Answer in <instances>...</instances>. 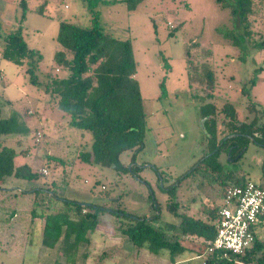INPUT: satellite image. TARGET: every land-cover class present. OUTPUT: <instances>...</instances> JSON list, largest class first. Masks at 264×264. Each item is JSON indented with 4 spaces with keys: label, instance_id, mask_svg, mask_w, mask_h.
<instances>
[{
    "label": "rangeland",
    "instance_id": "1",
    "mask_svg": "<svg viewBox=\"0 0 264 264\" xmlns=\"http://www.w3.org/2000/svg\"><path fill=\"white\" fill-rule=\"evenodd\" d=\"M20 1L0 0V48L2 36L21 26L27 46L37 50L41 59L34 70L36 82L33 83L26 72V63L17 65L1 58L0 54V104H4L6 116L17 120L16 131L3 135L0 140L18 152L16 164L28 163L39 173L45 167L48 174H41L31 181L6 177L4 189L11 188L8 191L12 192L33 187L53 189L60 199L148 217L155 212L151 205L153 196H150L154 191L161 204V217L156 224L178 222L180 216L165 209L170 198L157 187L155 168L166 177V185L170 179L196 167L208 146L203 121L206 119L202 117L204 104L214 103L217 108L220 137L241 121L250 122L254 116L258 123H264V50L248 43L235 46L226 37V31L238 33L237 19L231 16L228 7L223 6L234 1L142 0L135 9L129 10L122 0H25L27 7L22 21ZM40 5L43 12L36 10ZM94 13L104 32L132 44L136 61L134 77L146 115L144 149L136 163L144 162L142 167L154 165L143 167L140 177L84 162L81 153L92 143L91 132L71 126L69 117L54 104L57 89L61 87L60 80L69 75L67 65L58 64L54 54L63 51L67 60L72 58L71 51L56 40L59 21L90 26ZM192 42H198L200 46L199 51L191 48L197 56L194 59L198 58L213 69L212 88L189 84L185 51ZM208 52L209 56L205 55ZM7 101L10 103L6 104ZM227 102L235 105V121L220 111ZM38 132L41 133L39 137ZM236 142L242 146L246 140L241 138ZM244 147H247L246 151L234 164L237 165L236 173L264 186V147L252 139ZM228 159V154L222 151L220 161L226 169L232 168ZM222 189L223 186L213 181L201 167L179 184L175 198L177 213L206 221L211 209L224 205ZM14 199L26 209L35 201L32 192L25 197L17 194ZM41 199L45 203H38L37 209L58 211L64 208L58 198H51L46 191L38 195L37 200ZM70 215L76 217L74 209L70 210ZM0 216L6 217L5 214ZM29 219V214L21 218L22 224L13 229L16 235L12 238L8 226H0V264H52V260L45 258L49 254L51 259L59 258L66 264L76 257V249L66 251L60 246L48 254L41 251V229L39 225L35 228ZM36 221L41 227L42 219ZM122 221L107 212L99 217L97 230L89 233L91 242L99 247L90 257V264H203L206 249L198 240L185 241L186 247L194 249L183 250L175 256L176 262H172L168 249L152 253L145 248L131 247L130 240L118 229ZM258 232L264 240V226ZM106 242L123 247L110 252L102 261L99 254ZM197 248L205 254L197 255ZM88 253H92L90 246Z\"/></svg>",
    "mask_w": 264,
    "mask_h": 264
},
{
    "label": "trees",
    "instance_id": "2",
    "mask_svg": "<svg viewBox=\"0 0 264 264\" xmlns=\"http://www.w3.org/2000/svg\"><path fill=\"white\" fill-rule=\"evenodd\" d=\"M92 2L91 0H89ZM129 10L136 8L142 0H122ZM233 4L225 3L231 16L237 19V32L226 31L225 35L235 46L248 43L252 47L264 50V0H232ZM23 20L26 10L25 0H21ZM43 12L42 5L36 8ZM94 13L92 24L82 26L77 23L60 20L56 40L63 47L71 51L72 58L67 60L63 51H57L54 59L58 64L65 63L69 68V75L60 80L61 87L57 89L54 104L69 117V124L73 127L88 130L92 134V143L89 149L81 153L84 162L97 164L101 167L112 168L116 172L129 173L140 177L142 166L136 164L139 153L144 149L145 143V111L143 98L134 75L136 73V61L129 40H123L112 33L104 32L97 22ZM240 31V32H239ZM1 37V36H0ZM0 48L1 58L14 62L17 65L27 64L26 72L31 75L35 83L33 73L41 59L37 50L27 46L22 35L21 26L5 34ZM191 48L199 51V43L192 42L186 47L185 58L188 63L189 84L194 86L213 87V69L205 62L199 61ZM202 50V49H200ZM196 53H198L196 51ZM210 54L209 52L205 55ZM209 56V55H208ZM197 57V56H196ZM206 57V56H205ZM163 88V82H161ZM208 96H211L209 93ZM10 103L7 101L6 104ZM231 121L236 120L237 110L233 103H224L220 109ZM217 108L214 103L204 104L202 117H205L206 140L208 143L205 154L200 158L196 168H192L184 177L197 172L201 167L211 175L213 181L221 186L239 184L246 178L236 173L237 159L231 161L232 168L226 169L220 161L222 151L227 153L232 144H238L237 140L245 138L242 146H247L250 139L253 142L264 145V123H258L256 116L250 122L241 121L232 131L224 136H219ZM17 120L13 116H6L4 104H0V139L16 131ZM235 135L228 137L229 134ZM250 136V137H249ZM241 143V142H240ZM241 146L234 147L230 158H234ZM18 152L11 146L1 143L0 140V226L7 225L9 233H13L15 223L29 214L31 223L42 219V244L54 247L58 242L66 251L74 250L81 242L88 240L87 233L93 231L103 213L115 214L123 219L119 225L120 231L128 237L134 248H145L149 252L159 253L164 249L170 251V260L176 262L175 256L187 249L184 242L198 240L205 245V249L212 242L215 235V218L217 209L209 211L208 219L197 218L188 214L177 213L178 203L175 201L176 190L182 182L177 178L178 184L163 187L166 177L158 171L163 178L160 190L166 192L171 199L165 203V209L180 216L178 222H166L157 225L156 221L161 217V204L156 199L154 191L151 195L152 207L155 212L151 216H143L137 213L126 212L121 209H110L99 205L80 204L75 201L59 198L53 189L33 187L29 190L18 192L4 189L6 177L20 178L27 181L37 180L42 172H37L28 163H15ZM128 158V159H127ZM126 159V160H125ZM144 162H141V165ZM129 164L131 167L129 168ZM149 184L146 179L143 180ZM51 184H54L52 182ZM47 192L51 198H58L64 205L63 210L51 211L37 209L38 203H45L43 199L37 200L41 192ZM32 192L35 201L30 203L28 209L18 205L14 197L19 194L25 197ZM37 200V201H36ZM74 209L76 217L70 215ZM158 211V213H157ZM259 230V229H258ZM194 248L189 247L187 250ZM197 255L205 254L199 248ZM206 252V251H205ZM203 264H264V240L256 233L253 246L242 255L224 257L220 252L205 254Z\"/></svg>",
    "mask_w": 264,
    "mask_h": 264
},
{
    "label": "built area",
    "instance_id": "3",
    "mask_svg": "<svg viewBox=\"0 0 264 264\" xmlns=\"http://www.w3.org/2000/svg\"><path fill=\"white\" fill-rule=\"evenodd\" d=\"M41 172L48 174L45 167ZM221 195L224 205L217 209L215 235L206 254L242 255L253 246L258 229L264 226V186L245 179L239 184L224 186Z\"/></svg>",
    "mask_w": 264,
    "mask_h": 264
},
{
    "label": "crops",
    "instance_id": "4",
    "mask_svg": "<svg viewBox=\"0 0 264 264\" xmlns=\"http://www.w3.org/2000/svg\"><path fill=\"white\" fill-rule=\"evenodd\" d=\"M64 114V113H63ZM77 216V215H76ZM77 218V217H76ZM22 224V220H20V222H17V223H15V230L18 228V226L19 225H21ZM35 225H36V227L35 228H37L38 227V225H39V228L41 229L40 230V235H39V243L41 244L40 245V247H41V251H43V252H46L47 254H48V252H50L51 250H53V249H55V248H57V246H60V243L58 242L54 247H47V246H45L44 244H42V240H41V238H42V225H43V223H42V225H41V227H40V223L39 222H35L34 223ZM107 229V228H106ZM105 229V230H106ZM119 229V228H118ZM94 230H97L96 229V227H95V229ZM108 230V229H107ZM120 230V229H119ZM90 232H92V231H89L88 233H87V238H88V240H86V241H84V242H81L79 245H78V247L76 248V251H75V255H76V257L72 260V261H69V262H65L66 264H90L89 263V260H90V257H93V255L95 254V251L97 250V248H99L97 245H95L94 243H92L91 242V239L89 238V233ZM121 232V231H120ZM122 233V232H121ZM12 234H13V236H12ZM123 234V233H122ZM15 233H11L10 234V237L12 238V237H15ZM124 235V234H123ZM18 236H19V234H18ZM124 236H126V235H124ZM127 237V236H126ZM128 238V237H127ZM131 242V241H130ZM89 246H90V248H92V253H88V248H89ZM104 247H102L103 249H102V251H100V258H101V260L103 261V259H104V257H107L108 255H109V253L110 252H113L114 250H116V251H118V250H120L122 247H123V245H122V247H121V245L120 244H118V243H114V242H110V243H108V242H106V243H104V245H103ZM106 247V248H105ZM109 247V248H108ZM131 247H134L133 246V244H132V242H131ZM119 248V249H118ZM109 249V250H108ZM108 250V251H107ZM81 251H83V252H81ZM111 254V253H110ZM51 254H49V255H47L45 258H46V260L47 261H50V260H52V264H64L63 263V261H61L59 258H53V259H51V256H50ZM100 260V261H101ZM205 260V259H204ZM204 260H203V263H204Z\"/></svg>",
    "mask_w": 264,
    "mask_h": 264
},
{
    "label": "flooded vegetation",
    "instance_id": "5",
    "mask_svg": "<svg viewBox=\"0 0 264 264\" xmlns=\"http://www.w3.org/2000/svg\"><path fill=\"white\" fill-rule=\"evenodd\" d=\"M229 135H235L234 133H232V134H229ZM258 144V143H257ZM258 145H260V144H258ZM236 146H238V144H232L231 146H230V148L228 149V151H227V154H228V156H229V159L231 160V161H233L234 159H237V162L240 160V158L242 157V155H243V153H244V151H246V149H247V147H244V146H241V148H240V150L238 151V152H236V154L234 155V158H230V153H231V151L233 150V148L234 147H236ZM263 147H264V145H263ZM200 160V159H199ZM198 160V163L196 164V167L199 165V163H200V161ZM263 164H264V159H263ZM196 167H194V168H196ZM191 171V169H188L187 170V172H190ZM238 171V170H237ZM186 171L184 172V173H182L181 175H179V176H177V178L179 177V178H181L182 180H184L185 179V177H184V175L187 173ZM156 174H157V176H158V179H159V182L161 183L160 185L162 186V180H163V178L160 176V174H159V172L158 171H156ZM177 178L175 179H170V182H168L166 185H164L163 187H169L171 184H178V182L176 181L177 180ZM187 178V177H186ZM153 196V198L152 199H154L155 198V196L154 195H152Z\"/></svg>",
    "mask_w": 264,
    "mask_h": 264
},
{
    "label": "water",
    "instance_id": "6",
    "mask_svg": "<svg viewBox=\"0 0 264 264\" xmlns=\"http://www.w3.org/2000/svg\"><path fill=\"white\" fill-rule=\"evenodd\" d=\"M204 121V120H203ZM202 121V122H203ZM230 136H232V135H228V137H230ZM137 164V163H136ZM138 166H142L141 164H137ZM145 166H151V167H154V165H150V164H146V165H143V167H145ZM131 167V164L129 165V168ZM11 188H9V189H7V190H10ZM80 204H84V203H80Z\"/></svg>",
    "mask_w": 264,
    "mask_h": 264
}]
</instances>
